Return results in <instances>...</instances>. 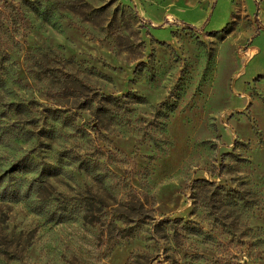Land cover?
<instances>
[{
  "label": "rangeland",
  "instance_id": "obj_1",
  "mask_svg": "<svg viewBox=\"0 0 264 264\" xmlns=\"http://www.w3.org/2000/svg\"><path fill=\"white\" fill-rule=\"evenodd\" d=\"M254 15L264 0H0V174L38 163L2 178L20 199L0 202V264H264ZM87 137L106 177L57 162Z\"/></svg>",
  "mask_w": 264,
  "mask_h": 264
},
{
  "label": "trees",
  "instance_id": "obj_2",
  "mask_svg": "<svg viewBox=\"0 0 264 264\" xmlns=\"http://www.w3.org/2000/svg\"><path fill=\"white\" fill-rule=\"evenodd\" d=\"M255 8L257 9V0H253ZM256 14V12H255ZM254 20L257 25V29H264V26L259 23V21L256 18V15H254ZM0 26L4 27L3 23H0ZM69 61V60H67ZM94 93H96L94 91ZM18 105H24L19 103ZM55 113L56 111H63L66 112L68 110V107L66 106H58L52 109ZM95 123V121H94ZM86 131V130H85ZM83 132L84 134L87 132ZM87 143L86 147L82 151H76L73 150L72 146L65 147L60 150L58 153L59 157L57 159V162L60 164H69L73 163L78 169H82L85 172L91 171L93 174V177L96 179H101L103 177L107 176V170L103 167L109 162L107 157H103V160H100V156L103 153L109 154V151H105L98 145H92L89 141L90 139L87 137L85 138ZM64 161V163L62 162ZM38 163H35L33 160L29 159L26 155L20 156L18 159L12 161L9 166H7L3 172L0 174V185L2 183V178L5 174L13 175L20 172H31L36 168V165ZM61 168L57 164L54 163H44L42 162L39 167L36 169V176H42V178H47L53 176L55 173H60ZM41 178V179H42ZM40 179V181H42ZM20 199L19 197V189L14 185H8L4 184L0 187V202L4 200H10L15 201Z\"/></svg>",
  "mask_w": 264,
  "mask_h": 264
},
{
  "label": "water",
  "instance_id": "obj_3",
  "mask_svg": "<svg viewBox=\"0 0 264 264\" xmlns=\"http://www.w3.org/2000/svg\"><path fill=\"white\" fill-rule=\"evenodd\" d=\"M155 264H161L160 262H156Z\"/></svg>",
  "mask_w": 264,
  "mask_h": 264
}]
</instances>
